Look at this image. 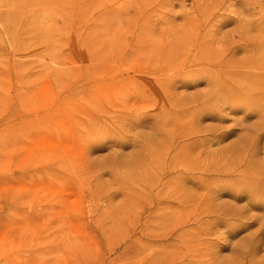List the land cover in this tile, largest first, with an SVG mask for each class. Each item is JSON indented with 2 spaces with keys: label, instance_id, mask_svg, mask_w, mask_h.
I'll return each instance as SVG.
<instances>
[{
  "label": "rangeland",
  "instance_id": "rangeland-1",
  "mask_svg": "<svg viewBox=\"0 0 264 264\" xmlns=\"http://www.w3.org/2000/svg\"><path fill=\"white\" fill-rule=\"evenodd\" d=\"M0 264H264V0H0Z\"/></svg>",
  "mask_w": 264,
  "mask_h": 264
},
{
  "label": "bare ground",
  "instance_id": "bare-ground-1",
  "mask_svg": "<svg viewBox=\"0 0 264 264\" xmlns=\"http://www.w3.org/2000/svg\"><path fill=\"white\" fill-rule=\"evenodd\" d=\"M182 150V149H181ZM202 178V177H201ZM203 180V179H202Z\"/></svg>",
  "mask_w": 264,
  "mask_h": 264
}]
</instances>
